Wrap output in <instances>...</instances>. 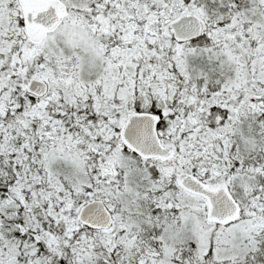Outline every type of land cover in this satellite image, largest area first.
Listing matches in <instances>:
<instances>
[{"label": "snow or ice", "instance_id": "obj_1", "mask_svg": "<svg viewBox=\"0 0 264 264\" xmlns=\"http://www.w3.org/2000/svg\"><path fill=\"white\" fill-rule=\"evenodd\" d=\"M0 264H264V0H0Z\"/></svg>", "mask_w": 264, "mask_h": 264}]
</instances>
